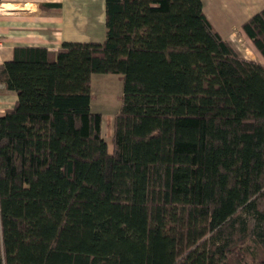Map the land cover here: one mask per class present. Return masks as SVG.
Returning <instances> with one entry per match:
<instances>
[{
  "label": "trees",
  "instance_id": "1",
  "mask_svg": "<svg viewBox=\"0 0 264 264\" xmlns=\"http://www.w3.org/2000/svg\"><path fill=\"white\" fill-rule=\"evenodd\" d=\"M103 41L18 46L0 264H264V63L203 0H105ZM264 57V7L242 23ZM122 75L110 150L95 74Z\"/></svg>",
  "mask_w": 264,
  "mask_h": 264
},
{
  "label": "crops",
  "instance_id": "2",
  "mask_svg": "<svg viewBox=\"0 0 264 264\" xmlns=\"http://www.w3.org/2000/svg\"><path fill=\"white\" fill-rule=\"evenodd\" d=\"M203 3L209 19L231 43L236 34L250 40L242 23L260 8L251 12L232 0ZM105 20V0H0V39L4 42L0 63L11 60L18 46L57 50L64 41H103ZM17 100L15 90L0 84V115Z\"/></svg>",
  "mask_w": 264,
  "mask_h": 264
},
{
  "label": "rangeland",
  "instance_id": "3",
  "mask_svg": "<svg viewBox=\"0 0 264 264\" xmlns=\"http://www.w3.org/2000/svg\"><path fill=\"white\" fill-rule=\"evenodd\" d=\"M207 1L204 0L207 5ZM239 8L251 10L264 7V0H232ZM232 44L238 53L252 60L264 63V57L256 49L253 42L238 34L232 37ZM124 81L122 75L113 73L95 74L92 81V108L99 111L102 116V134L106 139L109 149H113L112 136L115 114L119 111L123 98Z\"/></svg>",
  "mask_w": 264,
  "mask_h": 264
},
{
  "label": "built area",
  "instance_id": "4",
  "mask_svg": "<svg viewBox=\"0 0 264 264\" xmlns=\"http://www.w3.org/2000/svg\"><path fill=\"white\" fill-rule=\"evenodd\" d=\"M4 42L2 41V39H0V49L3 47Z\"/></svg>",
  "mask_w": 264,
  "mask_h": 264
}]
</instances>
